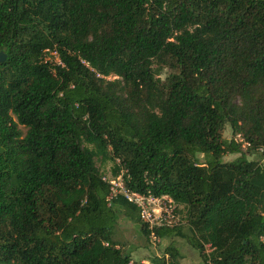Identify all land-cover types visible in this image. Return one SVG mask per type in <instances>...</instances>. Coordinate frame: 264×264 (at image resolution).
I'll list each match as a JSON object with an SVG mask.
<instances>
[{
  "label": "trees",
  "instance_id": "obj_1",
  "mask_svg": "<svg viewBox=\"0 0 264 264\" xmlns=\"http://www.w3.org/2000/svg\"><path fill=\"white\" fill-rule=\"evenodd\" d=\"M0 51V264H178L112 240L118 209L150 232L96 159L183 210L158 239L264 264V0H0Z\"/></svg>",
  "mask_w": 264,
  "mask_h": 264
},
{
  "label": "rangeland",
  "instance_id": "obj_2",
  "mask_svg": "<svg viewBox=\"0 0 264 264\" xmlns=\"http://www.w3.org/2000/svg\"><path fill=\"white\" fill-rule=\"evenodd\" d=\"M49 60H54L53 57H48ZM169 70L164 69L162 78L165 76ZM113 77H109L112 79ZM22 131L25 130L20 127ZM222 137L224 140H231L233 138L231 130L228 125L224 127ZM235 140L240 141L238 137ZM242 157L247 160H261V156L258 152L248 151L246 145L241 147ZM241 154H226L222 157L223 162H231L236 158H239ZM200 162L202 161V156H198ZM264 162V160H261ZM95 164L101 174L106 177L112 175V169L114 164L109 160L96 159ZM179 215L183 221L181 227L182 232L189 236V231L187 229L186 219L184 218V212L180 209ZM112 240L118 242L122 250L130 254V257L134 261L147 262L153 257H163L167 260V255L165 254L166 248L169 244L174 245L178 248L181 258L178 259V264H204L203 258L200 253L192 248L187 240L180 237H174L172 239H159L158 241H152L149 237L145 238L140 232V226L135 222L127 218L126 213L122 209L115 211V223L112 230ZM210 252L208 246H205L203 254L207 256ZM209 264V263H208Z\"/></svg>",
  "mask_w": 264,
  "mask_h": 264
},
{
  "label": "built area",
  "instance_id": "obj_3",
  "mask_svg": "<svg viewBox=\"0 0 264 264\" xmlns=\"http://www.w3.org/2000/svg\"><path fill=\"white\" fill-rule=\"evenodd\" d=\"M48 57H53L54 60H49ZM48 60L57 65H62L55 51L49 52L44 57V61ZM245 145L247 146V144ZM102 180L110 186L109 198L122 196L137 208L139 219L150 232L149 238L152 241L159 240L154 235L153 229L173 228L182 225L183 221L177 212V206L170 197L166 195L154 196L150 193L141 194L126 188L122 180V171L116 177L103 175Z\"/></svg>",
  "mask_w": 264,
  "mask_h": 264
},
{
  "label": "water",
  "instance_id": "obj_4",
  "mask_svg": "<svg viewBox=\"0 0 264 264\" xmlns=\"http://www.w3.org/2000/svg\"><path fill=\"white\" fill-rule=\"evenodd\" d=\"M5 58H6V56H5L4 52L0 51V63H1L2 61H4Z\"/></svg>",
  "mask_w": 264,
  "mask_h": 264
}]
</instances>
